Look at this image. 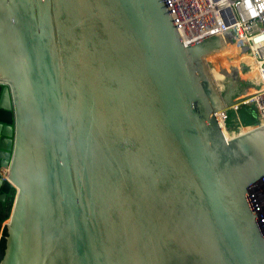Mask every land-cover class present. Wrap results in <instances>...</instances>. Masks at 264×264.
Returning a JSON list of instances; mask_svg holds the SVG:
<instances>
[{
	"label": "water",
	"instance_id": "95a60500",
	"mask_svg": "<svg viewBox=\"0 0 264 264\" xmlns=\"http://www.w3.org/2000/svg\"><path fill=\"white\" fill-rule=\"evenodd\" d=\"M254 65L165 0H0V264H264V123L217 119Z\"/></svg>",
	"mask_w": 264,
	"mask_h": 264
},
{
	"label": "built area",
	"instance_id": "2783aa9c",
	"mask_svg": "<svg viewBox=\"0 0 264 264\" xmlns=\"http://www.w3.org/2000/svg\"><path fill=\"white\" fill-rule=\"evenodd\" d=\"M181 40L190 44L212 34H224L231 30L239 41V48L251 54L254 68L263 87L262 93L247 100L225 107L217 113V119L227 135L230 112H239L244 104L256 108V123H264V0H165ZM238 112L235 116L239 131ZM264 185V180L262 181ZM253 191L256 212L264 228L263 195ZM261 201L259 202V200ZM258 200V201H257Z\"/></svg>",
	"mask_w": 264,
	"mask_h": 264
},
{
	"label": "trees",
	"instance_id": "16d2710c",
	"mask_svg": "<svg viewBox=\"0 0 264 264\" xmlns=\"http://www.w3.org/2000/svg\"><path fill=\"white\" fill-rule=\"evenodd\" d=\"M232 112H230V120L228 122V127L232 130H237L238 131V122L237 120L232 116ZM256 108L254 107L253 104H244L239 108V117H240V124L242 126H252L256 123ZM235 120L236 127L231 125V121ZM233 120V121H234ZM5 191L7 193V198L5 200V204L3 205L2 209L0 210V221L2 222L3 220L7 219L10 213V209L12 206L14 194H15V189L12 186H5ZM5 234V231L3 235ZM3 249H4V239L3 237L0 240V258L2 257L3 254Z\"/></svg>",
	"mask_w": 264,
	"mask_h": 264
},
{
	"label": "bare ground",
	"instance_id": "6f19581e",
	"mask_svg": "<svg viewBox=\"0 0 264 264\" xmlns=\"http://www.w3.org/2000/svg\"><path fill=\"white\" fill-rule=\"evenodd\" d=\"M230 34H232V35H230ZM223 37H224V40H225V43L226 44H229V41L230 40H232L233 42H235L236 41V43H237V45L239 44V41L237 40L238 38H236V35H235V33L233 32V31H231V30H229V31H227V32H225L224 34H223ZM228 47V46H227ZM232 47H235V48H237L236 46H231V48ZM231 48H229V50L231 49ZM228 50V51H229ZM244 58H245V56H240V57H238L236 60H234V63H232V64H230V62H227V64H225V62H224V64L223 65H221V66H219V69L220 70H217V71H219L218 72V74H219V76H218V78L219 79H224L225 80V86H224V88L226 89V90H228V89H231L232 87H235V85H236V83H237V79H235V80H230L229 78H228V76H229V73L224 69V67L225 66H231V67H233L232 65H234V69H235V67H236V71H240L239 69H240V65H239V63L240 62H243L244 61ZM214 72V71H213ZM253 72L255 73L256 71H255V68L252 66V67H250L247 71H245V72H243L242 74H240V72H239V76L240 77H243V79L245 78V79H247V80H245V82H246V85L244 84V85H242L241 86V91L242 90H244L243 89V87L245 88L246 87V93H249V92H251L252 90H254L252 87H251V85H250V83H249V79H250V75H252L253 76ZM252 73V74H251ZM226 79H229V80H227L226 81ZM242 93V92H241ZM241 131H239V132H237V133H240ZM236 133V134H237ZM235 135V133L234 134H231V135H228V137L230 138V137H232V136H234ZM262 195L263 194H261L260 195V197H262ZM258 201V200H257ZM261 201V199L259 200V202Z\"/></svg>",
	"mask_w": 264,
	"mask_h": 264
},
{
	"label": "rangeland",
	"instance_id": "374dc122",
	"mask_svg": "<svg viewBox=\"0 0 264 264\" xmlns=\"http://www.w3.org/2000/svg\"><path fill=\"white\" fill-rule=\"evenodd\" d=\"M241 80H247V79H241ZM236 86V85H235ZM234 88V87H233ZM249 97L248 96H246V97H244V99L242 100V101H244V100H247ZM242 106V105H241ZM240 106V107H241ZM238 112V111H237ZM237 112L235 113V112H232L233 114H232V116L235 118V116H236V114H237ZM238 115H239V112H238ZM236 119V118H235ZM234 120V119H233ZM231 121V125L232 126H235L236 127V122H235V120L234 121ZM246 130H248V127H246V126H244V128H243V130H241V132H243V131H246ZM257 192L259 193V194H263V204L261 205L262 207H264V185H263V183H262V185L261 186H259V187H257Z\"/></svg>",
	"mask_w": 264,
	"mask_h": 264
},
{
	"label": "crops",
	"instance_id": "0c3cea01",
	"mask_svg": "<svg viewBox=\"0 0 264 264\" xmlns=\"http://www.w3.org/2000/svg\"><path fill=\"white\" fill-rule=\"evenodd\" d=\"M0 203H3V205H4L5 201L4 202L1 201ZM5 221H6V219L1 222V228H2L3 224L5 223ZM0 235H1V229H0Z\"/></svg>",
	"mask_w": 264,
	"mask_h": 264
}]
</instances>
